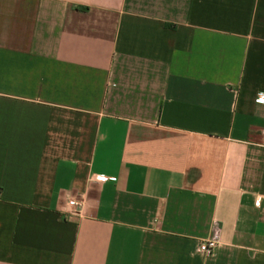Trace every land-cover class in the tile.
I'll return each mask as SVG.
<instances>
[{
  "label": "crops",
  "instance_id": "crops-1",
  "mask_svg": "<svg viewBox=\"0 0 264 264\" xmlns=\"http://www.w3.org/2000/svg\"><path fill=\"white\" fill-rule=\"evenodd\" d=\"M262 96L264 0H0V264H264Z\"/></svg>",
  "mask_w": 264,
  "mask_h": 264
},
{
  "label": "built area",
  "instance_id": "built-area-1",
  "mask_svg": "<svg viewBox=\"0 0 264 264\" xmlns=\"http://www.w3.org/2000/svg\"><path fill=\"white\" fill-rule=\"evenodd\" d=\"M256 103L258 105H264V96L257 99ZM100 180L107 181L109 180V178L100 177ZM68 205L69 207L73 208L76 211V213H79L78 210H80L83 207L82 203L75 200H70ZM219 244H220V229L218 226H215L213 236L210 239L204 240L200 243L198 252L205 255L206 257H212L216 252Z\"/></svg>",
  "mask_w": 264,
  "mask_h": 264
}]
</instances>
